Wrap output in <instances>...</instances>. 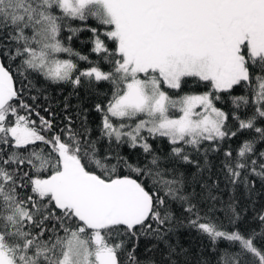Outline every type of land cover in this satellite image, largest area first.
Listing matches in <instances>:
<instances>
[{"label": "snow or ice", "instance_id": "6c2138e0", "mask_svg": "<svg viewBox=\"0 0 264 264\" xmlns=\"http://www.w3.org/2000/svg\"><path fill=\"white\" fill-rule=\"evenodd\" d=\"M0 264H264V0H0Z\"/></svg>", "mask_w": 264, "mask_h": 264}, {"label": "trees", "instance_id": "16d2710c", "mask_svg": "<svg viewBox=\"0 0 264 264\" xmlns=\"http://www.w3.org/2000/svg\"><path fill=\"white\" fill-rule=\"evenodd\" d=\"M77 24H79V22H76ZM89 24H95V21H89ZM90 33L88 32H82L79 35V39H74L72 46L74 49L80 51L83 54H88L91 45L88 43H81V41H87L90 37ZM62 57L67 58V56L65 54H61ZM86 65H84L83 63H81V67H85ZM55 87V86H53ZM71 91V89L69 87H65L63 91L60 90H56L53 91L51 93L52 96L58 98V99H62L63 96L68 95V93ZM78 102L83 103L85 106H89L91 101L90 99H86L83 95V92L81 93V97H80V101H77V99L75 97H73L70 101L71 104L75 105ZM95 114L94 113H90V118H94ZM227 198V197H225ZM251 216L252 213L251 211L248 212V216L246 217L245 221L242 222V229H247L249 227L254 226L253 221L251 220ZM221 220H224L225 223H227V221L225 220V218L223 217V215L221 214L219 217ZM178 237H179V241L180 243L185 247L191 250V252L193 254H197L199 253L201 250H203L207 244L206 240H202L195 232H187V231H183L181 233H178Z\"/></svg>", "mask_w": 264, "mask_h": 264}, {"label": "rangeland", "instance_id": "374dc122", "mask_svg": "<svg viewBox=\"0 0 264 264\" xmlns=\"http://www.w3.org/2000/svg\"><path fill=\"white\" fill-rule=\"evenodd\" d=\"M62 58H65V57H62Z\"/></svg>", "mask_w": 264, "mask_h": 264}]
</instances>
